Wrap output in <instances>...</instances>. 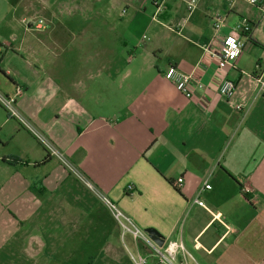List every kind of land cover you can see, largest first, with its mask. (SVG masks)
<instances>
[{
  "label": "crops",
  "instance_id": "1",
  "mask_svg": "<svg viewBox=\"0 0 264 264\" xmlns=\"http://www.w3.org/2000/svg\"><path fill=\"white\" fill-rule=\"evenodd\" d=\"M37 10V0H0V91L21 88L20 113L140 228L182 239L199 264H264V100L255 78L263 8L197 0L189 13L185 0H167L154 27L136 13L126 66L122 34L85 29L102 15L44 29ZM242 18L253 25L247 38L235 31ZM228 37L244 44L226 71L233 100L199 91L201 105L165 78L175 66L214 84L211 55ZM129 252L136 243L108 206L0 106V264H134Z\"/></svg>",
  "mask_w": 264,
  "mask_h": 264
},
{
  "label": "built area",
  "instance_id": "2",
  "mask_svg": "<svg viewBox=\"0 0 264 264\" xmlns=\"http://www.w3.org/2000/svg\"><path fill=\"white\" fill-rule=\"evenodd\" d=\"M167 0H152L156 8L155 16L157 17L164 11ZM253 7H261L264 10V0H242ZM187 10L192 13L197 5V0H185ZM264 12V11H263ZM225 23L223 15H217L214 19L213 27L216 31L220 30ZM253 25L248 18H242L235 26L236 33L247 38L252 32ZM243 42L233 37L226 38L220 47L218 54L211 55V58L217 61V71L215 74V83L205 84L195 74H186L178 70L175 66H170L164 76L171 81L176 89L182 93L187 99L194 100L203 104L206 99L197 100V92L207 94L210 90H216L218 94L225 100H233L236 92V84L227 78V68L233 66L243 49ZM257 92L262 94L264 100V67L262 64L257 65L256 74ZM22 93V89L18 88L13 97L7 96L0 91V106H2L8 115L17 120L23 128L30 132L37 141L45 148L49 156L56 158L59 162L80 182L93 191L111 210L114 217L118 221L123 230V238L126 235L132 237L137 246V253L129 252V256L134 264H199L196 257L184 245L182 239L166 240L164 245L160 247L148 235L146 230L140 228L134 220L120 210L109 198L103 196L93 184L85 177V175L62 153L45 135L37 130L18 110L16 106V98ZM205 99V100H204ZM244 105L238 104L237 110H243ZM183 184V179L175 182V187L179 188ZM211 189V185L206 181L202 191ZM129 190H133V186H129ZM250 188H245L243 193H250ZM199 206H204V202L199 198L195 200Z\"/></svg>",
  "mask_w": 264,
  "mask_h": 264
},
{
  "label": "rangeland",
  "instance_id": "3",
  "mask_svg": "<svg viewBox=\"0 0 264 264\" xmlns=\"http://www.w3.org/2000/svg\"><path fill=\"white\" fill-rule=\"evenodd\" d=\"M37 9V22L42 24L44 29L57 28L62 30L66 25L73 29L78 22L71 17L81 13L102 15L101 21L94 20L92 17L87 19L85 29L92 31L94 25H99L103 29L115 28L122 34L123 37H119L118 45H121L126 52L123 55L121 54L122 56L119 54L118 62H122L125 66L129 56V50L126 49V44H129V19L135 16L136 13H141L144 17H142L143 21L148 26L154 27L157 20L162 18V13L157 17L155 16L156 8L152 0H37ZM62 15H68V21ZM53 18H56V20H53ZM148 35H151L150 30L146 34V40L149 39ZM41 38L48 39L45 36ZM83 39L85 44H88L93 39L92 33H86Z\"/></svg>",
  "mask_w": 264,
  "mask_h": 264
},
{
  "label": "water",
  "instance_id": "4",
  "mask_svg": "<svg viewBox=\"0 0 264 264\" xmlns=\"http://www.w3.org/2000/svg\"><path fill=\"white\" fill-rule=\"evenodd\" d=\"M146 232L148 233V235L150 236V238L156 243L158 244L160 247H162L165 243V238L164 236L159 233L156 229L150 228V229H146Z\"/></svg>",
  "mask_w": 264,
  "mask_h": 264
}]
</instances>
